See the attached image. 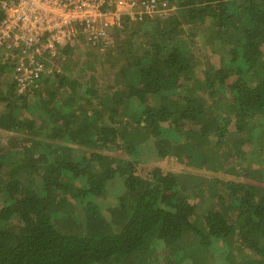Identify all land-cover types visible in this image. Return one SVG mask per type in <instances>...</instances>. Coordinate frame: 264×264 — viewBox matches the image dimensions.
Returning a JSON list of instances; mask_svg holds the SVG:
<instances>
[{
  "label": "trees",
  "instance_id": "16d2710c",
  "mask_svg": "<svg viewBox=\"0 0 264 264\" xmlns=\"http://www.w3.org/2000/svg\"><path fill=\"white\" fill-rule=\"evenodd\" d=\"M165 1L92 52L101 84L77 46L24 94L0 66V264H264V187L218 176L264 179V0Z\"/></svg>",
  "mask_w": 264,
  "mask_h": 264
},
{
  "label": "built area",
  "instance_id": "2783aa9c",
  "mask_svg": "<svg viewBox=\"0 0 264 264\" xmlns=\"http://www.w3.org/2000/svg\"><path fill=\"white\" fill-rule=\"evenodd\" d=\"M165 0H0V66L19 94L63 71L64 46H114L113 30L144 18L166 17Z\"/></svg>",
  "mask_w": 264,
  "mask_h": 264
},
{
  "label": "rangeland",
  "instance_id": "374dc122",
  "mask_svg": "<svg viewBox=\"0 0 264 264\" xmlns=\"http://www.w3.org/2000/svg\"><path fill=\"white\" fill-rule=\"evenodd\" d=\"M133 24V23H132ZM135 24H139V22H136ZM97 51H100L99 49L86 44L85 42L79 46H77V51H76V55L75 57L72 58L73 63L70 65L71 67V76L72 78H76L77 80H79L82 83H98L101 84L99 82H97L96 79L93 78V81L90 80L91 77V73L87 70L88 68H92L93 65H95L97 63L98 60L94 59V57L91 55L92 52L97 53ZM94 53V54H95ZM96 56V55H95ZM70 64V63H69ZM66 66L65 63L63 64V70H65ZM7 76H9V78H11V72L9 71V69L7 70ZM1 74V72H0ZM101 76V75H100ZM102 77V76H101ZM43 83H41V87H42ZM233 131V130H232ZM1 132V131H0ZM2 136H7L9 134H6L4 132H1ZM233 138L230 137V140H232ZM231 146V144L229 143V147ZM234 149L232 150V152L230 153V157H232L233 159H239L238 157H233L234 155ZM239 162V161H237ZM183 163H181V161L179 160H174L171 159V162H168L164 165V167H170V165H172L173 168L177 169V170H186V168L182 165ZM237 164V168H241L240 172H241V176H239L238 178L235 177H231V176H224V175H218L219 177H224V178H234V179H239L243 182H250L253 185H257L259 187H264V179L261 180L260 178L262 177L261 175V171H262V165H259L257 160H253V162H250L249 160H245L242 161L240 164ZM256 172V174H255ZM257 177H259V180L257 179ZM255 179V180H253ZM206 263V262H205Z\"/></svg>",
  "mask_w": 264,
  "mask_h": 264
}]
</instances>
